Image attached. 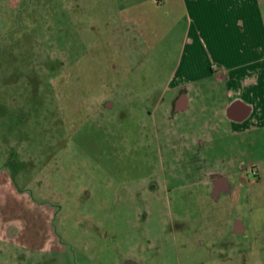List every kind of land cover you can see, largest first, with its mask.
<instances>
[{
    "label": "rangeland",
    "instance_id": "1",
    "mask_svg": "<svg viewBox=\"0 0 264 264\" xmlns=\"http://www.w3.org/2000/svg\"><path fill=\"white\" fill-rule=\"evenodd\" d=\"M145 1L0 0V196L12 188L14 198L35 202L32 232L124 236L134 232L124 222L135 225L137 217L154 231L163 214L153 202L145 207L142 188L171 168L221 161L218 142L184 160L157 152L160 134L150 119L171 125L173 117L169 105L162 116H147L144 103L152 96L143 91L167 83L177 35L146 48L139 35L145 16L136 9ZM261 7L264 15V0ZM146 132L153 138L147 146ZM250 135L240 143L239 162L252 176L250 163L264 157V136ZM40 205L53 211L51 218H42ZM255 257L264 264V253Z\"/></svg>",
    "mask_w": 264,
    "mask_h": 264
},
{
    "label": "crops",
    "instance_id": "2",
    "mask_svg": "<svg viewBox=\"0 0 264 264\" xmlns=\"http://www.w3.org/2000/svg\"><path fill=\"white\" fill-rule=\"evenodd\" d=\"M261 2L146 0L136 7L145 16L140 18L139 35L147 49L168 41L169 32L177 35L170 45L175 64L160 87L172 90L173 118L171 125L163 121L159 134L195 146L189 148L193 154L178 153L174 159L222 143L218 165L174 167L162 173L164 179L142 188L145 207L154 203L163 214L156 230L148 232L137 217L135 225L131 218L124 222L134 228L124 236L119 231L95 237L32 232L35 202L25 194L14 198L11 188L7 197L0 196V264H259L255 255L264 253V157L250 163L257 168L253 177L239 156L240 143L250 134L264 136ZM148 15L155 18L148 20ZM4 186L2 179V194ZM149 190H155V199L153 194L147 198ZM40 206L42 218H51L53 211ZM140 208L146 216L149 210ZM68 239L74 243L68 244Z\"/></svg>",
    "mask_w": 264,
    "mask_h": 264
},
{
    "label": "flooded vegetation",
    "instance_id": "3",
    "mask_svg": "<svg viewBox=\"0 0 264 264\" xmlns=\"http://www.w3.org/2000/svg\"><path fill=\"white\" fill-rule=\"evenodd\" d=\"M150 89V90H149ZM148 90L150 91L148 93ZM157 91V92H156ZM143 93H147L146 95H151L152 98L150 101L145 102L144 106H146L144 108V111L146 113L147 116H152L153 115V111H156L157 116L161 115L164 113L163 107L169 105L170 107V115H173V106H172V90L170 87H166V88H147L146 91H143ZM151 123L155 126V131L156 132H160V128L163 125V119H160L157 117V119L153 120L150 119ZM171 122V121H170ZM151 125V126H153ZM157 134V133H156ZM143 136V135H142ZM151 139H153L152 137H150L149 134L144 133V137H142V144L144 145H148L149 142L151 141ZM156 140V145H157V152L160 153L161 155H165V156H169L172 157L173 159L175 158V156L180 153L183 155H187V154H193L194 152H192L191 149H189L191 146L192 148H194V144H192V142L190 141H182L179 142L178 140H176L174 137L170 136L167 138H162L160 135H155ZM201 145L198 144V148ZM253 167V166H251Z\"/></svg>",
    "mask_w": 264,
    "mask_h": 264
},
{
    "label": "built area",
    "instance_id": "4",
    "mask_svg": "<svg viewBox=\"0 0 264 264\" xmlns=\"http://www.w3.org/2000/svg\"><path fill=\"white\" fill-rule=\"evenodd\" d=\"M251 174L252 176H257V168L255 166L251 167Z\"/></svg>",
    "mask_w": 264,
    "mask_h": 264
}]
</instances>
